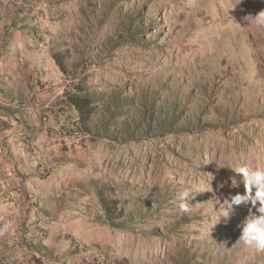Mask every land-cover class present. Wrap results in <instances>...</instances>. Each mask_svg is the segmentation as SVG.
<instances>
[{"label":"rangeland","instance_id":"1","mask_svg":"<svg viewBox=\"0 0 264 264\" xmlns=\"http://www.w3.org/2000/svg\"><path fill=\"white\" fill-rule=\"evenodd\" d=\"M262 10L0 0V264H264L236 243L251 205H220L245 192L235 167L264 165V29L245 19Z\"/></svg>","mask_w":264,"mask_h":264},{"label":"clouds","instance_id":"2","mask_svg":"<svg viewBox=\"0 0 264 264\" xmlns=\"http://www.w3.org/2000/svg\"><path fill=\"white\" fill-rule=\"evenodd\" d=\"M251 17L256 28L264 29V10ZM235 173L242 177V183L245 189L244 194L237 193L230 199H223L220 205L225 221L230 218L234 211V206L251 205L248 207V215L238 224L240 235L236 243L245 248L255 249L257 252H264V165H250L244 163L235 167ZM214 179V177H213ZM232 186L238 187L237 181L233 178ZM223 187V185H220ZM194 198L191 195V189H185L178 196V208L182 213H190L193 206L190 201ZM218 198V197H217ZM220 221V220H219ZM10 230V222L0 227V236Z\"/></svg>","mask_w":264,"mask_h":264},{"label":"trees","instance_id":"3","mask_svg":"<svg viewBox=\"0 0 264 264\" xmlns=\"http://www.w3.org/2000/svg\"><path fill=\"white\" fill-rule=\"evenodd\" d=\"M54 59L57 65L59 66L60 71L63 74H65L66 71L63 63L60 61V59H57V57H54ZM67 98H68L67 103L70 104L75 109V111L80 115L81 126L86 127L87 122H89L91 115L93 113V107L91 106V103L89 101V96L87 94L83 95L81 93H77V94L69 95ZM126 102H128L127 99ZM108 201L109 199L105 195L100 193V203L103 210L105 211L106 220L110 223L111 227L116 228L119 226L117 222L121 218V216L118 213L119 211L117 207H115V205L111 206L109 204V202L111 201L109 202Z\"/></svg>","mask_w":264,"mask_h":264}]
</instances>
